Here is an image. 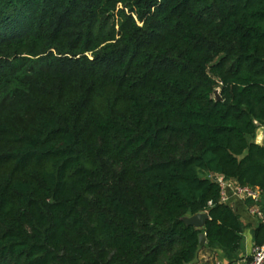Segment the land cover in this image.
<instances>
[{"label": "trees", "instance_id": "16d2710c", "mask_svg": "<svg viewBox=\"0 0 264 264\" xmlns=\"http://www.w3.org/2000/svg\"><path fill=\"white\" fill-rule=\"evenodd\" d=\"M261 127L264 0H0V264L236 259Z\"/></svg>", "mask_w": 264, "mask_h": 264}, {"label": "crops", "instance_id": "0c3cea01", "mask_svg": "<svg viewBox=\"0 0 264 264\" xmlns=\"http://www.w3.org/2000/svg\"><path fill=\"white\" fill-rule=\"evenodd\" d=\"M264 127L257 131L256 141L262 139ZM227 205L234 206L235 212L239 215L240 221L244 225L242 247L237 258L229 260L227 256L219 249H211L206 243L200 247L195 260L191 264H249L252 259V250L254 248V230L257 227L255 218L250 214L249 208L245 201L234 194H228ZM261 207L264 211V197L261 199Z\"/></svg>", "mask_w": 264, "mask_h": 264}, {"label": "built area", "instance_id": "2783aa9c", "mask_svg": "<svg viewBox=\"0 0 264 264\" xmlns=\"http://www.w3.org/2000/svg\"><path fill=\"white\" fill-rule=\"evenodd\" d=\"M215 182L220 186V200L222 203H228L229 193L236 195L243 201H249L251 203V206H249L250 214L255 218L257 223L264 224V213L260 205L262 197L261 190L248 186L242 187L218 176H216ZM251 264H264V244L253 248Z\"/></svg>", "mask_w": 264, "mask_h": 264}, {"label": "water", "instance_id": "95a60500", "mask_svg": "<svg viewBox=\"0 0 264 264\" xmlns=\"http://www.w3.org/2000/svg\"><path fill=\"white\" fill-rule=\"evenodd\" d=\"M215 97H216V100H219V95L217 92L215 93ZM255 144L264 148V132L262 133L261 140L256 141L255 139ZM212 179L213 181H216V176H214ZM231 207L234 209L233 205ZM182 221L184 222L186 226L192 227L196 230H203L207 222L209 221V217L206 212H199L191 217L183 218ZM205 243H206L205 235L200 234L199 235V246L202 247Z\"/></svg>", "mask_w": 264, "mask_h": 264}, {"label": "rangeland", "instance_id": "374dc122", "mask_svg": "<svg viewBox=\"0 0 264 264\" xmlns=\"http://www.w3.org/2000/svg\"><path fill=\"white\" fill-rule=\"evenodd\" d=\"M215 99H216V97H215Z\"/></svg>", "mask_w": 264, "mask_h": 264}]
</instances>
